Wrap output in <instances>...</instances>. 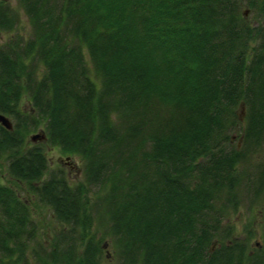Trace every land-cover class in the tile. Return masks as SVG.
I'll return each instance as SVG.
<instances>
[{"label": "trees", "instance_id": "1", "mask_svg": "<svg viewBox=\"0 0 264 264\" xmlns=\"http://www.w3.org/2000/svg\"><path fill=\"white\" fill-rule=\"evenodd\" d=\"M16 3L0 0V161L59 229L41 240L0 180V264L105 248L108 264H264V0ZM46 147L80 160L83 186ZM240 207L261 220L254 247L227 222Z\"/></svg>", "mask_w": 264, "mask_h": 264}, {"label": "rangeland", "instance_id": "2", "mask_svg": "<svg viewBox=\"0 0 264 264\" xmlns=\"http://www.w3.org/2000/svg\"><path fill=\"white\" fill-rule=\"evenodd\" d=\"M7 1L10 3V5L13 8L19 10L16 0H7ZM240 11L244 14L245 18H249V19L253 18L252 14H250L251 12L249 8L242 7L240 8ZM19 12L21 16V27L18 32L21 33V35L23 34V36L24 35L27 36L30 31L29 24L27 18L23 15L22 11L20 10ZM86 60H88L87 55H86ZM41 133H42V128L29 133L26 137V146H29L31 144L41 143V142L33 143L30 140L31 136ZM232 136H234L232 142L235 145L239 144V140L235 137V135ZM45 152L51 170H56L61 168L65 171L66 175L68 176L69 182L70 184H72V186L74 185L83 186L84 179L82 174V165L77 157L66 156L65 154L61 153L59 149L51 148V147H46ZM4 162H5L4 160L0 161L1 183L10 186L13 190L16 191V193L24 201L27 202V204L29 205L32 211L33 218L37 221L39 225L41 240L51 241L53 239L55 231L59 229V225L54 220L51 211L46 207L37 205L32 195L28 193V191L26 190V186L24 184L16 182L7 175L5 171ZM250 213H247L243 207H240L236 213L230 215L227 222L232 226H234L236 235L240 238H246L247 233L251 232L252 239L250 242L251 244L250 246L254 247L256 246V243L262 242L261 220H259V217L255 213V211L251 214ZM97 226H98L97 223L94 222V227L97 228ZM214 248L215 245L213 244L211 251H213ZM111 254H112L111 249L105 248L104 256L109 258ZM106 257H104L102 264H108V262L106 261L107 260ZM110 264H115V263L113 262Z\"/></svg>", "mask_w": 264, "mask_h": 264}, {"label": "water", "instance_id": "3", "mask_svg": "<svg viewBox=\"0 0 264 264\" xmlns=\"http://www.w3.org/2000/svg\"><path fill=\"white\" fill-rule=\"evenodd\" d=\"M244 105L240 106V110H239V117L242 120L244 117ZM0 126H2L4 129L10 131L12 130V123L10 122V120L0 114ZM31 142L36 143V142H44L45 141V134L42 132L41 134H35L33 136H31L30 138Z\"/></svg>", "mask_w": 264, "mask_h": 264}, {"label": "bare ground", "instance_id": "4", "mask_svg": "<svg viewBox=\"0 0 264 264\" xmlns=\"http://www.w3.org/2000/svg\"><path fill=\"white\" fill-rule=\"evenodd\" d=\"M244 112H245V109H244ZM244 115H245V113H244ZM234 139V136L232 137V140Z\"/></svg>", "mask_w": 264, "mask_h": 264}]
</instances>
